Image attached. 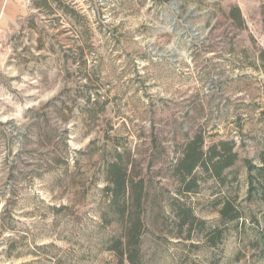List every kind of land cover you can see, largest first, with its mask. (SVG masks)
<instances>
[{"label": "rangeland", "instance_id": "374dc122", "mask_svg": "<svg viewBox=\"0 0 264 264\" xmlns=\"http://www.w3.org/2000/svg\"><path fill=\"white\" fill-rule=\"evenodd\" d=\"M69 1L77 21L22 0L0 22V264H119L101 218L117 149L162 191L144 264H264L244 164L264 148V0ZM200 132L205 150L235 141L239 160L224 185L199 170L198 193L178 195L175 167ZM177 198L205 222L190 239ZM225 198L241 220L221 218Z\"/></svg>", "mask_w": 264, "mask_h": 264}, {"label": "trees", "instance_id": "16d2710c", "mask_svg": "<svg viewBox=\"0 0 264 264\" xmlns=\"http://www.w3.org/2000/svg\"><path fill=\"white\" fill-rule=\"evenodd\" d=\"M31 3L33 9L42 13L54 14L57 11L62 17L72 18L74 21L81 17L75 4L69 0H32ZM234 19L241 23L239 8H235ZM261 55L264 61V52ZM153 142L156 144V137ZM205 142V137L200 132L186 144L182 158L174 170L180 181L178 195L198 193L201 182L199 170L207 178H213L224 185L227 179L225 171L233 168L239 160L235 141L222 140L213 143L206 150ZM257 159L259 163H255L253 159L244 161L248 171L247 198L264 205V148L258 153ZM105 169L106 186L103 193L107 206L101 218L103 226L111 227L115 232L104 241L106 249L115 255L119 264H144V233L148 229L145 210L151 204L156 205L162 191L159 193L155 190L151 193V175L145 176L136 171L127 150H115L113 160L106 164ZM171 204L179 236L186 233L184 238L190 239L197 228H204L205 222L197 218L191 206L178 198L173 199ZM216 204H222L219 212L223 220L234 222L244 217L234 200L225 198Z\"/></svg>", "mask_w": 264, "mask_h": 264}, {"label": "crops", "instance_id": "0c3cea01", "mask_svg": "<svg viewBox=\"0 0 264 264\" xmlns=\"http://www.w3.org/2000/svg\"><path fill=\"white\" fill-rule=\"evenodd\" d=\"M5 1V11L4 13H0V22L5 21L7 23H10L14 21L18 14H19V7H20V1L22 0H0V3ZM1 48V46H0ZM0 62H1V51H0Z\"/></svg>", "mask_w": 264, "mask_h": 264}]
</instances>
